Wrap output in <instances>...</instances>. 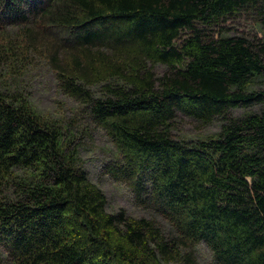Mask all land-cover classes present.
Returning <instances> with one entry per match:
<instances>
[{
  "label": "trees",
  "instance_id": "1",
  "mask_svg": "<svg viewBox=\"0 0 264 264\" xmlns=\"http://www.w3.org/2000/svg\"><path fill=\"white\" fill-rule=\"evenodd\" d=\"M242 12L264 27V0H0L4 264H195L201 243L210 264H264V88H253L264 41L223 32ZM36 55L115 145L119 159L105 170L168 233L106 210L75 146L19 87ZM178 112L222 118L221 130L175 138Z\"/></svg>",
  "mask_w": 264,
  "mask_h": 264
},
{
  "label": "rangeland",
  "instance_id": "2",
  "mask_svg": "<svg viewBox=\"0 0 264 264\" xmlns=\"http://www.w3.org/2000/svg\"><path fill=\"white\" fill-rule=\"evenodd\" d=\"M225 26L228 28L223 32L228 35H245L249 39L256 37L264 41V27L250 13L242 12L236 15L229 19ZM14 30L15 28L12 31ZM165 69L166 66L160 63L153 67L156 76H160ZM19 83L20 89L27 95L33 108L41 116L57 121L60 125L63 136L70 141L69 150L75 146L80 163L90 181L97 184L104 192L108 212L117 213L123 210L129 216L150 218L160 225L165 233L170 231V226L159 215L135 202L127 183L115 180L105 170L108 164L119 159L115 145L94 121L90 107L84 98L74 97L64 90L60 84L59 75L50 68L46 60L36 55L35 65L28 66L24 70ZM99 88L100 85L90 87L93 97L102 95H99ZM253 88H264V79L257 77ZM259 107V105L247 108L237 107L232 109L230 114L232 117H240L258 111ZM173 124L172 133L175 138L195 141L216 137L221 130L223 119L216 118L208 124H203L197 119L178 112ZM194 259L195 264L212 262L210 251L204 243L195 247ZM0 264H4L3 259H0ZM169 264H179V262Z\"/></svg>",
  "mask_w": 264,
  "mask_h": 264
}]
</instances>
